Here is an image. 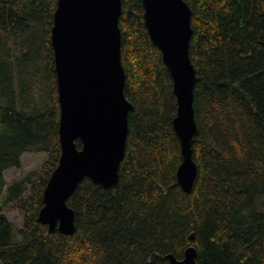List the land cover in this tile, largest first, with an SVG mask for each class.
Segmentation results:
<instances>
[{"label":"trees","instance_id":"obj_1","mask_svg":"<svg viewBox=\"0 0 264 264\" xmlns=\"http://www.w3.org/2000/svg\"><path fill=\"white\" fill-rule=\"evenodd\" d=\"M185 1L198 78L193 191L177 180L172 77L142 0H122L124 91L133 108L119 184L84 179L68 201L76 230L63 235L38 222L61 156L51 46L57 0H0V264H170L169 254L182 259L190 245L198 264H264V0ZM33 80L49 89L39 100ZM30 153L46 154L41 170L5 192L4 174L21 170ZM19 202L21 228L3 212Z\"/></svg>","mask_w":264,"mask_h":264},{"label":"water","instance_id":"obj_2","mask_svg":"<svg viewBox=\"0 0 264 264\" xmlns=\"http://www.w3.org/2000/svg\"><path fill=\"white\" fill-rule=\"evenodd\" d=\"M142 4L149 37L173 80L177 100L173 129L182 157L177 180L189 194L198 177L193 147L199 133L194 107L198 78L190 53L193 12L185 0H142ZM122 10V0H57L51 46L61 156L48 179L38 215V222L50 232H75V212L68 201L84 179L105 189L119 184L133 108L124 91ZM197 257L196 248L190 245L182 259L173 254L167 259L170 264H198Z\"/></svg>","mask_w":264,"mask_h":264},{"label":"rangeland","instance_id":"obj_3","mask_svg":"<svg viewBox=\"0 0 264 264\" xmlns=\"http://www.w3.org/2000/svg\"><path fill=\"white\" fill-rule=\"evenodd\" d=\"M33 86L35 87V89L32 88L31 91L32 95H35V100H39L40 98L45 97L47 90H49L48 86H46V83L43 84V82L41 81L39 82L37 80H33ZM46 160L47 156L44 153H30L23 155L21 159V170L12 169L8 170L4 174V178L7 183L5 192L9 188L8 185L12 184L13 182L23 179L30 174L34 175L38 173ZM3 212L6 217L16 225L17 228L23 227L25 212L22 203L19 202L4 205Z\"/></svg>","mask_w":264,"mask_h":264}]
</instances>
